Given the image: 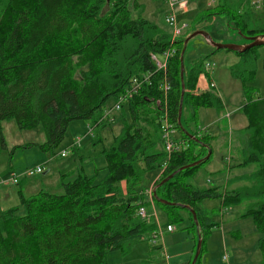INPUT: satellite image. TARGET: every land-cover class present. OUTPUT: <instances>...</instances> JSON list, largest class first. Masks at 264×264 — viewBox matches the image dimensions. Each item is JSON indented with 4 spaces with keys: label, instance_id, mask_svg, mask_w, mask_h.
Listing matches in <instances>:
<instances>
[{
    "label": "trees",
    "instance_id": "16d2710c",
    "mask_svg": "<svg viewBox=\"0 0 264 264\" xmlns=\"http://www.w3.org/2000/svg\"><path fill=\"white\" fill-rule=\"evenodd\" d=\"M138 1L0 0L2 144L1 123L13 120L20 130L41 127L45 141L38 147L54 152L71 123L84 120L97 125L108 101L125 93L133 78L152 74L150 84L143 85L119 111L121 131L103 151L108 169L104 179L95 183L78 173L71 181L62 180V194L40 191L28 198L20 196L23 214L17 207L0 214V264H107V254L153 240L157 227L137 214L149 204L145 189H138L145 174L162 168L155 188L178 169L202 160L210 150L207 139L198 131L189 134L184 122L188 125L195 119L200 108L223 107L222 100L210 90L200 92L198 81L205 74L202 62H194L188 70L184 67L181 80L184 39L172 41L170 32L145 20ZM250 3L219 0L206 16L225 14L228 25L240 34L264 35V29L248 30L255 11ZM260 12L264 14V0ZM169 49L175 54L166 64L169 91L164 94L163 73L155 71L151 55L161 56ZM247 53L232 74L242 83L246 102L241 111L248 121L237 169L253 170L228 178L227 184L238 186L219 193L217 188L202 189L187 182L198 165L177 173L156 189V195L175 204L157 202L166 209L183 205L196 213L198 227L194 229L202 245L213 224L198 207L200 201L221 198L224 208L249 202L243 216L252 217L260 234L257 248L264 264V98L255 96L250 85L254 63ZM165 113L174 130L183 133L181 139H174L182 143V149L169 156L162 139ZM107 124L102 122L100 128Z\"/></svg>",
    "mask_w": 264,
    "mask_h": 264
},
{
    "label": "rangeland",
    "instance_id": "374dc122",
    "mask_svg": "<svg viewBox=\"0 0 264 264\" xmlns=\"http://www.w3.org/2000/svg\"><path fill=\"white\" fill-rule=\"evenodd\" d=\"M209 2L182 0L180 9L184 13L177 16L179 25L185 23L188 26L182 36L184 41L195 31L207 33L214 43L222 45L242 46L248 43L247 37H254L234 30L228 25L225 14L207 17L206 14H210L214 7L208 5ZM138 4L142 7L145 20L171 32L165 23L168 12L165 0H139ZM197 16L202 18L196 19ZM262 29L264 14L257 11V15L252 16L248 22V30L258 32ZM247 56L253 58L254 63V80L250 84L254 95L264 98V46L249 50ZM242 57L243 54L230 50H217L202 36H195L186 44L183 66L188 70L194 62L214 65L208 74L199 78L198 86L200 92L210 90L216 93L223 103L219 109L200 108L195 119L190 120L188 125L184 122L189 134L198 131L201 138L207 139L211 151L210 160L201 163L194 170L192 178L187 179L193 186L217 188L219 193L226 188L229 191L238 186L227 184V181L239 173L237 166L242 160L241 150L246 144L244 131L248 121L241 111L246 98L241 81L232 74L233 70L240 68ZM158 59L163 60L159 55ZM211 81L216 89L210 88ZM113 107L114 101H108L104 109L108 124L104 128L95 127L92 134L87 132V126H93L90 121L71 123L63 142L54 152H43L38 147L45 141L41 127L20 130L13 120L3 121L1 128L4 143L0 142V214L16 207L19 214H23L20 196L28 198L40 191L62 194V180L71 181L78 173L93 178L95 183L104 179L108 169L103 151L108 149L122 128L121 114L113 110ZM126 117L128 120L127 113ZM182 136L183 133L178 129L173 138L179 140ZM196 150L200 152L198 147ZM62 152L65 153L64 157H61ZM37 167L41 169V174L25 176ZM240 170L249 173L253 167ZM161 172L162 168H158L145 174L138 189H145L146 197L151 189L153 198V183L160 178ZM12 179L17 182L11 184ZM197 205L213 225L206 232L202 253L196 264H261L262 255L257 248L260 234L252 217L243 216L249 202L226 205L224 208L222 199L214 198L200 201ZM145 209L161 237L142 241L127 251H113L106 256L107 264H190L196 253L198 232L188 212L178 207L166 209L156 201L153 206L149 202ZM168 225L174 228L172 234L166 233ZM187 251L193 252L191 259Z\"/></svg>",
    "mask_w": 264,
    "mask_h": 264
},
{
    "label": "built area",
    "instance_id": "2783aa9c",
    "mask_svg": "<svg viewBox=\"0 0 264 264\" xmlns=\"http://www.w3.org/2000/svg\"><path fill=\"white\" fill-rule=\"evenodd\" d=\"M167 7H168V12L166 14L165 17V23L168 25V27L171 29V39L172 41H176L179 38H181L186 30V28L188 27L187 24L182 23V24H178V14L182 15V11L180 9L181 7V2L182 0H165ZM216 0H210L208 5H213L215 3ZM250 4L251 6H253L255 11H261L262 10V6H263V0H250ZM175 54V50L173 49H169L167 51H165L161 57L163 58L162 61H160L158 59V56L156 55H151V60L153 61L154 65H155V71L156 72H162L163 73V81H162V86L161 89L164 92V94H167V92L169 91V85L167 83V78H166V64L167 61ZM214 67V65H209V64H204V71L206 74H208L212 68ZM151 77L152 74L151 73H146L144 75H142L141 77H135L132 79L131 84H130V88L128 90L125 91V93L120 94L117 99L114 101V107L113 110L119 112L122 105L126 104L129 100H131L133 98V96L135 94L138 93V91L141 89V87L143 85H149L151 82ZM211 89H216L215 84L211 81L209 84ZM107 114L104 115V117L99 121V123L95 126H87V132L92 134L93 133V129L95 127H100V124L102 122H105L107 117ZM175 134V130L173 128L172 125H170L168 123L167 120V114H164L163 120H162V139L164 141V148L165 151L167 153V156H169L171 153L175 152V151H179L182 149L183 145L182 143L179 142H175L173 135ZM79 142V140H78ZM78 142L76 145H78ZM65 153L62 152L61 157H64ZM227 161L229 162V159H227ZM37 174H41V169L39 167L35 168L34 170L29 171L28 173L25 174V176H29L32 177L34 175ZM17 181L15 179H12L10 181L11 184H15ZM151 189L147 192L148 194V201L151 203V205L153 206V198H152V194H151ZM138 216L143 220L146 221L147 223L150 222L151 219V215L147 212V210L144 207L139 208L138 210ZM166 231L167 232H173L174 228L171 225H168L166 227ZM161 237V233L158 232V229H156V231L153 233V239H157Z\"/></svg>",
    "mask_w": 264,
    "mask_h": 264
},
{
    "label": "water",
    "instance_id": "95a60500",
    "mask_svg": "<svg viewBox=\"0 0 264 264\" xmlns=\"http://www.w3.org/2000/svg\"><path fill=\"white\" fill-rule=\"evenodd\" d=\"M195 36H202L207 43H209L212 47L216 48L217 50L225 49V50H230V51L236 52L238 54H243V53H245V52H247L249 50H252L254 48L264 46V35H258V36H254V37H247L246 38V40L248 41L247 44L242 45V46H236V45H230V44L222 45V44L214 43L211 40V37L207 33L202 32V31H195L189 37H187L185 39V41H184V46H183V49H182V52H181V55H180V76H181V80L183 79V71H184V66H183V54H184V50H185V47H186L187 42L191 38H193ZM183 95H184V84L182 82V85H181V94H180V103H179V109H178V125L179 126H180V119H181V114H182ZM210 156H211V151L208 150L207 155L202 160H199V161L194 162V163H192L190 165H187L185 167H182V168L178 169L176 172H174L171 175H169L164 180H162L160 182V184L157 185L153 189V198H154V200L156 202L161 203V204H164V205L175 206V204H173V203H170V202H167L165 200L159 199L157 197V195H156V189L158 187H160L162 184L166 183L171 178H173L177 173H179V172H181L183 170H186V169H189V168H193L195 166H198L202 162H206L210 158ZM179 207H181L182 209L188 210L192 214L193 221H194L195 225L198 227V220H197L196 213L190 207H188V206L180 205ZM201 246H202V239H201L200 235L198 234V242H197V247H196V253H195L194 258L192 259L191 264H195L196 263L197 258H198L199 254H200Z\"/></svg>",
    "mask_w": 264,
    "mask_h": 264
},
{
    "label": "crops",
    "instance_id": "0c3cea01",
    "mask_svg": "<svg viewBox=\"0 0 264 264\" xmlns=\"http://www.w3.org/2000/svg\"><path fill=\"white\" fill-rule=\"evenodd\" d=\"M218 2H219V0H216L215 3H214L212 6H216V5L218 4ZM183 13H184V12L182 11V14H183ZM255 15H257V11H254L253 14H252V16H255ZM244 140H245V142H246V138H245ZM238 171H239V173H238L239 175L243 173V171H241V170H238ZM238 174H237V175H238ZM150 223H151V222H150ZM173 232H174V231H173ZM173 232H167V231H166V233H169V234H170V233L172 234ZM186 253H188V254L191 255V256H190V259H191V258H192V255H193V252H189V251H187Z\"/></svg>",
    "mask_w": 264,
    "mask_h": 264
}]
</instances>
